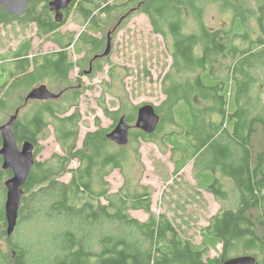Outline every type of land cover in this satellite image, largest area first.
<instances>
[{
  "label": "trees",
  "instance_id": "1",
  "mask_svg": "<svg viewBox=\"0 0 264 264\" xmlns=\"http://www.w3.org/2000/svg\"><path fill=\"white\" fill-rule=\"evenodd\" d=\"M49 1L29 0L20 16L7 13L0 5V30L8 29V38L23 35L13 51L0 53V126L31 102L24 101L26 91L42 82H48L53 92L66 86L67 72L74 63L63 44L68 39V44L75 43V35L60 34L63 22L54 20ZM253 1H71L66 16H77L81 26L88 27L96 25L101 15L106 21L115 19L139 4L130 14L142 11L150 18L153 32L170 38L172 63L161 86L165 98L154 105L160 121L151 134L131 131L126 145L108 140L109 128L98 126L85 134L77 148L78 103L84 86L80 90L69 87L58 99L34 100L23 117L17 115L13 134L19 147L24 141L33 143L36 156L42 149L39 140L45 139L51 125L62 153L34 160L10 235L6 232L4 182L12 172L2 168L0 155V264H222L245 254L264 264V0ZM209 2L227 9L231 16L227 26L209 28L205 24ZM186 15L195 20L188 32L183 31ZM28 29L38 39L52 40L61 48L30 56ZM74 47L78 53L84 48ZM109 76L114 78V67ZM194 96L200 98V105ZM100 105L112 120L125 113L129 122L140 106H128L122 99L115 111ZM140 140H159L168 146L177 177L193 159L191 202L206 191L228 206L208 216L205 226L195 224L193 231L188 225L197 218L186 211L190 199L174 189L178 184L174 177L165 196L166 201L175 200L171 196L176 191L177 201L153 213L151 188L134 183L123 170L139 161ZM1 144L0 133V148ZM74 159L78 166L69 167ZM115 168L124 179L117 191L110 192L105 176ZM66 173L67 181L62 180ZM183 185V189L188 186ZM129 210H142L147 218L139 220ZM40 223L52 230L38 231L36 243ZM26 226L32 237L29 241L19 236ZM209 250L217 255L210 256Z\"/></svg>",
  "mask_w": 264,
  "mask_h": 264
},
{
  "label": "rangeland",
  "instance_id": "2",
  "mask_svg": "<svg viewBox=\"0 0 264 264\" xmlns=\"http://www.w3.org/2000/svg\"><path fill=\"white\" fill-rule=\"evenodd\" d=\"M248 1L254 2L253 0ZM205 10L204 22L209 28L228 25L231 16L228 14L227 9L220 6L217 2H209ZM185 19H187L188 23H186L187 26L185 28L183 27V31L188 32L194 25L195 20L191 16L187 17V15ZM63 22L64 24L59 29V32L76 35L82 28L81 20L77 16H68L66 21L64 19ZM7 31L8 29L6 30V28L0 30V53L3 54L13 51L17 43L23 38V35L18 36L19 34H11V37L8 38ZM26 36L32 38L31 53L48 52L56 48V45L52 42L38 39L33 30L30 32V29H28ZM114 37L115 49L109 54L108 63L103 64L101 72L93 74L89 80L87 79L84 82L86 86L83 85L85 89L80 94L78 103L80 120L78 122L77 148H79L85 132L93 131L98 126L109 128L111 119L107 117L105 111L100 106L101 100L99 102L97 100L100 95L102 96V93L105 100L102 101V104L110 111L115 110L117 105L121 104V99L122 101H127L128 106H133L144 102L158 105L165 98L161 86L163 84V76L167 72L169 64L172 63V56L169 54L171 48L170 38H163L161 35L153 32L146 16L138 12L131 14V17L121 25L120 30ZM111 67H115V76L109 82L110 80L107 77L106 71L110 70ZM74 73L72 71L69 76L72 78ZM106 82H109L107 83L109 86L106 85ZM193 99L197 102L196 104L200 105L202 102L196 96ZM33 102L34 100H31L29 104L22 106L18 115L23 117L26 110L32 107ZM7 117L8 115H6ZM96 121H98V125ZM49 127V130L46 132L48 135L45 136V139L39 140L42 149L35 157L38 161H44L54 153H62L59 143L54 138L51 125ZM168 128L169 126L165 127L166 130ZM138 152L140 154L139 161L130 164L131 166L124 167L123 170L131 180L133 179L134 183L139 182V184L147 185L151 188L150 208L153 213L158 214L167 209V206L173 203L171 202L172 200L177 201L176 191H174L175 195L171 196V198L175 197V200L166 201L165 196L167 186L174 181V177L178 179V184L174 186V189L177 192L181 191L184 195L187 194L190 199L186 211L197 218L195 222H190L188 225L189 227H194L193 231L196 226L195 224L205 226L208 216L228 206L227 202H220V200H217L211 193L206 191H203L201 197L195 202H191L190 196L193 194L191 187L194 186L192 176L193 159L188 161L180 173H178L181 176L177 177V175H173L174 164L171 150L159 140L155 142H141L138 146ZM77 166L78 162L76 159L72 160L69 165V167L74 168ZM68 178L69 174L66 173L62 177V180L67 181ZM105 179L109 182V191L115 192L122 185L124 176L119 169L115 168L105 176ZM183 183L188 185L186 189H183ZM181 200L184 201L185 198L182 197ZM101 201L106 202L104 199H101ZM169 208L171 209L169 214H171L173 208L171 206ZM129 213L139 220L147 218V214L142 210H129ZM59 226L60 224L56 223V227L58 228ZM38 227L35 233L36 243L38 241V237L36 236L39 233L38 231L49 232L52 230L50 227L42 226L41 223L38 224ZM21 234L25 241L32 239L28 234V226L19 233V236ZM218 248L220 247L218 246ZM38 249H42V247L39 245ZM209 255H217V252L209 250Z\"/></svg>",
  "mask_w": 264,
  "mask_h": 264
},
{
  "label": "water",
  "instance_id": "3",
  "mask_svg": "<svg viewBox=\"0 0 264 264\" xmlns=\"http://www.w3.org/2000/svg\"><path fill=\"white\" fill-rule=\"evenodd\" d=\"M29 0H0V5L9 14L20 16L25 12ZM72 0H50L48 2L50 10L54 11V20L57 22L63 19V9L69 7ZM107 54L106 50L103 55ZM44 85L35 87L29 91L28 98L44 99L55 97ZM18 115V110L10 116L7 122L0 126L2 144L0 155L2 157V168H9L12 175L5 180L6 196L4 202V214L6 219V232L10 235L16 225L22 186L24 185L30 169L34 163V146L29 141H24L19 147L13 134V124ZM159 115L156 113L154 105L145 103L137 109V119L135 126L145 133H153L158 125ZM128 125L124 116H121L114 129L106 134V137L115 141L119 145H124L128 141ZM222 264H261L251 255H239L224 260Z\"/></svg>",
  "mask_w": 264,
  "mask_h": 264
},
{
  "label": "flooded vegetation",
  "instance_id": "4",
  "mask_svg": "<svg viewBox=\"0 0 264 264\" xmlns=\"http://www.w3.org/2000/svg\"><path fill=\"white\" fill-rule=\"evenodd\" d=\"M139 7H140L139 4H137L136 6L131 7L127 12H125V13L121 14L119 17L115 18V21H114V18H111L108 21H106L107 17H104V15H101L100 17L95 19L96 22H97L96 25H93L92 27H88L86 25L85 26H81L82 27L81 30L74 37L75 43H69L68 44L67 43V41L69 40L68 39L67 41H64V44H63L64 45L63 49L66 50L67 55L70 58V61H72L74 63L73 67L71 69H69V71L67 72V81H66V84H65L66 86L62 87L60 90H58L56 92H53L52 89H51V86L48 84V82H42V83L38 84L35 87H39L41 85H44L45 88L48 91L52 92L56 96L55 97H48V98H44V99L28 98L27 100H25V97L27 96L29 91L31 89L35 88V87H33L26 93V96L24 97V101L27 102L28 100L44 101V100H47V99H58L61 95L64 94V91L67 88H69V87L76 86L78 88V90H80L83 85L86 86V84L84 82L87 79L89 80L90 76L93 75V72L97 70L96 68L98 67V65L103 64V62H105V64L108 63V56L115 49V47H114V38L115 37L114 36L120 30L121 25H123L124 22L127 21L131 17L130 13L133 12L134 10H136ZM68 8H70V6L67 7L66 9L62 10L63 19L60 22L56 21L57 23H62L64 21V19L66 21V19L68 17V16H66V10ZM138 13L144 14V16H146V18L148 20V23L151 26V29L153 30L150 18L145 13H143L142 11H140ZM53 15H54V11L52 13V16ZM63 24H64V22H63ZM63 24H61L59 26V29L63 26ZM60 34H63V35H65L68 38L71 37V34L66 33V32H60ZM35 36H37V35L35 34ZM88 37H90L91 39H89V40L86 39ZM97 40L101 41L100 42L101 44H98L99 42ZM48 41H50L54 45H56V48L54 50L52 49L51 51H48V52L31 53L30 56L35 55V54H39V55L51 54L53 52L58 51L61 48L59 45H57L52 40H48ZM76 44H80L81 46H84L83 51H80L79 53L76 52L75 47H74ZM106 47H107V54L103 55V52L106 50ZM104 57H106V60H104ZM102 68H103V65H102ZM102 70L103 69H101L98 72H101ZM72 71H74L75 73H74V75L71 78L69 76V74ZM106 72H107V77L110 80L109 82H111L112 79L109 76V70H107ZM61 83H63V82H61ZM72 83H74V84H72ZM51 85L55 86V83H51ZM97 100H98V102L101 100L100 103H102V101H105L104 98H102L101 95H100L99 98H97ZM145 103L146 102H144L142 104H145ZM142 104H140V105H142ZM101 107L104 110L103 106H101ZM120 107H121V104H118L117 108L115 110L119 109ZM73 110H74V107L72 106L67 113L70 114ZM115 110H113V111H115ZM121 116L125 117L126 123L128 125V131H127L128 141H129V136H130L131 131L139 130V131L144 132L142 129L137 128L135 126L136 119H137V110L135 112L134 119H133L132 122L128 121L125 113L120 114L118 119ZM107 117L109 119H111L109 116H107ZM118 119L116 121L111 119V122L109 124V130L107 131V133L114 129ZM159 121H160V115H159ZM86 133L87 132H85V134ZM85 134H84V136H85ZM108 140H110V139H108ZM110 141L114 142L116 145H119L113 140H110ZM128 141H127V143H128ZM140 141L144 142L142 140H140ZM126 144H124V145H126ZM79 147H81V144L79 145Z\"/></svg>",
  "mask_w": 264,
  "mask_h": 264
}]
</instances>
